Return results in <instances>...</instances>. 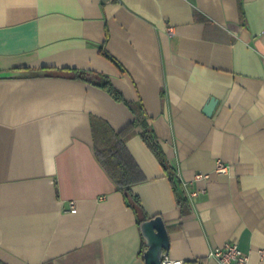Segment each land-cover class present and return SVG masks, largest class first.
Returning <instances> with one entry per match:
<instances>
[{"label":"crops","instance_id":"1","mask_svg":"<svg viewBox=\"0 0 264 264\" xmlns=\"http://www.w3.org/2000/svg\"><path fill=\"white\" fill-rule=\"evenodd\" d=\"M263 30L264 0H0V259L147 264L159 216L174 260L263 264Z\"/></svg>","mask_w":264,"mask_h":264},{"label":"water","instance_id":"2","mask_svg":"<svg viewBox=\"0 0 264 264\" xmlns=\"http://www.w3.org/2000/svg\"><path fill=\"white\" fill-rule=\"evenodd\" d=\"M1 75H9V72ZM217 98L212 97L204 108L207 115H211L216 104ZM144 231L147 238V248L144 251L147 264H163L165 256H169L168 231L163 218L155 216L144 224ZM163 248L165 250L163 251Z\"/></svg>","mask_w":264,"mask_h":264},{"label":"built area","instance_id":"3","mask_svg":"<svg viewBox=\"0 0 264 264\" xmlns=\"http://www.w3.org/2000/svg\"><path fill=\"white\" fill-rule=\"evenodd\" d=\"M264 34V30H263ZM229 166L221 159H217V171L228 172ZM207 177V174H198L197 178ZM197 192H192L196 195ZM71 212L77 210L75 201L69 202ZM261 260L264 264V249L259 250ZM210 256L216 259L220 264H251L250 254L239 248L236 242H227L223 246L215 247L210 251ZM163 264H184L181 260H174L169 256H165Z\"/></svg>","mask_w":264,"mask_h":264},{"label":"trees","instance_id":"4","mask_svg":"<svg viewBox=\"0 0 264 264\" xmlns=\"http://www.w3.org/2000/svg\"><path fill=\"white\" fill-rule=\"evenodd\" d=\"M104 87H106L111 93H113L114 95H116V91L113 87V85L109 82V81H106L105 83L102 84ZM134 124H129L127 125L126 127H124L121 132L118 134V139L124 143L126 141V139H128L134 132ZM145 140L149 143V138L145 137ZM119 142V141H118ZM120 143V142H119ZM151 146L154 147V145L150 142L149 143ZM120 167H123L122 169H124V166H121ZM126 167V166H125ZM129 168H131V166H129ZM133 171L134 172H137V176H139V180H144V176H143V173L141 171V169L139 168V166L136 164V163H133ZM173 180V185H174V190H175V194H176V197H177V200L179 201V203H182V201L185 199L184 198V195L183 193L181 192V189H180V184L175 181L174 179ZM144 252V250H143ZM0 264H8L7 262H5L4 260L0 259Z\"/></svg>","mask_w":264,"mask_h":264}]
</instances>
